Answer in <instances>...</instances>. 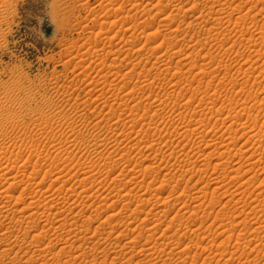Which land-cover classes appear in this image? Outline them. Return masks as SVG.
<instances>
[{
    "label": "rangeland",
    "instance_id": "374dc122",
    "mask_svg": "<svg viewBox=\"0 0 264 264\" xmlns=\"http://www.w3.org/2000/svg\"><path fill=\"white\" fill-rule=\"evenodd\" d=\"M207 2L0 0V170L9 171L0 174V186L6 190L10 186L8 194L14 195L16 203L12 204L18 207L11 221L0 214V224L5 221L3 230L7 225L11 230L4 237L6 248H12L10 256L0 257V264H245V259H251L246 264H264V161L259 167L257 158L252 159L256 164L246 160V166L233 172L237 163L245 162L243 151H261L248 137L252 134L249 122L258 117L259 123H264V42L258 37L264 29V1ZM241 15L246 17L240 19ZM149 120L161 124L164 134L156 131L157 125L150 126ZM198 123L216 134L218 141L225 139L237 146L233 144L231 154L221 156L225 150L221 144L198 142L203 130L197 128ZM178 132L185 136L180 139ZM154 136L161 141L154 142ZM225 136L229 140L221 139ZM96 144H100L98 149ZM114 147L128 151L131 162L113 154ZM217 162L223 165L215 169ZM252 164L260 171L255 172L258 168ZM31 172L39 176L33 184ZM56 177L68 182L55 184ZM214 177L226 181L229 189L211 185ZM25 186L28 190L22 196ZM18 195L24 200H17ZM49 198L53 200L47 202ZM58 198L60 204H56ZM63 202L67 210L61 208ZM28 203L32 208L25 209ZM61 209L67 223L58 221ZM101 210L106 211L97 214ZM45 211L50 221L40 218ZM147 223L154 225L149 232L155 229L151 235L160 241L149 236ZM260 224L262 230L257 235L253 230ZM24 228L32 233L15 246L14 237ZM74 228L89 237L79 234L81 239H74L69 234ZM134 234L133 242L137 241L131 244ZM241 234L245 240H238ZM154 242L163 253L146 256Z\"/></svg>",
    "mask_w": 264,
    "mask_h": 264
},
{
    "label": "bare ground",
    "instance_id": "6f19581e",
    "mask_svg": "<svg viewBox=\"0 0 264 264\" xmlns=\"http://www.w3.org/2000/svg\"><path fill=\"white\" fill-rule=\"evenodd\" d=\"M203 1H206V2H207V1H211V2H213V5H214V4H217L218 2H221V0H220V1H219V0H203ZM261 1H262V0H261ZM263 1H264V0H263ZM249 2H250V1H249ZM249 2H248V3H249ZM258 2H259V1H258ZM207 3H208V2H207ZM209 3H210V2H209ZM209 3H208V4H209ZM246 3H247V1H246ZM201 4H202V3H201ZM188 5H189V4H188ZM194 5H195V4H194ZM211 5H212V4H211ZM218 5H219V4H218ZM168 6H169V5H168ZM192 6H193V5H192ZM215 6H216V5H215ZM175 7H176V6H175ZM209 7H212V6H209ZM251 7H252V6H251ZM214 8H215V7H213V9H214ZM249 9H250V8H249ZM249 9H248V10H249ZM251 9H253V8H251ZM261 9H262V8H261ZM187 10H188V11H193V10H189V8H188ZM262 10H263V9H262ZM218 11H219V10H218ZM234 11H235V10H234ZM248 12H250V11H248ZM229 13H230V12H229ZM193 14H194V13H193ZM247 14L249 15V13H246L245 15H247ZM200 15H201V14H200ZM245 15H243V16L241 15L242 17H241L240 19L246 17ZM250 15H251V14H250ZM190 16H191V15H190ZM225 16H226V15H225ZM228 17H229V16H228ZM214 19H215V18H214ZM216 19H217V18H216ZM222 19H223V18H222ZM222 19H221V21H222ZM225 19H226V18H225ZM230 19H231V18H230ZM227 20H228V19H227ZM246 20H247V19H246ZM246 20H245V21H246ZM205 21H206V20H205ZM230 21H231V20H230ZM239 21H240V20H239ZM239 21H238V22H239ZM162 22H163V21H162ZM198 22H199V21H198ZM219 22H220V21H219ZM219 22H218V23H219ZM190 23H191V22H190ZM205 23H206V22H205ZM257 23H258V22H257ZM166 24H168V23H166ZM163 25H165V24H163ZM198 25H199V24H198ZM201 25H202V24H201ZM188 26H189V25H188ZM188 26H186V27H188ZM212 26H213V25H212ZM177 27H178V26H177ZM177 27H176V29H177ZM216 28H218V27H216ZM225 28H226V27H225ZM261 28H262V27H261ZM220 30H221V29H220ZM223 30H225V29H223ZM246 31H247V30H246ZM256 32H257V31H256ZM215 33H216V32H215ZM244 33H245V32H244ZM244 33H243V34H244ZM251 33H252V32H251ZM251 33H250V35H251ZM223 34H224V33H223ZM246 34H247V32H246ZM254 34H255V33H254ZM210 35H211V34H210ZM252 35H253V34H252ZM252 35H251V37H254V36H252ZM255 36H256V35H255ZM244 37H245V36H244ZM258 37H260V39H262L263 42H264V29L261 30V31L259 32ZM212 38H213V37H212ZM247 39H248V38H247ZM256 39H257V38H256ZM206 41H207V40H206ZM197 42H198V41H197ZM255 42H256V41H255ZM195 43H196V42H195ZM195 43H194V44H195ZM234 44H235V43H234ZM192 46H193V45H192ZM239 46H240V45H239ZM245 46H246V45H245ZM230 47H231V46H230ZM200 50H201V49H200ZM228 50H229V49H228ZM201 51H202V50H201ZM201 51H200V52H201ZM262 52H263V51H262ZM197 53H198V52H197ZM99 54H100V53H99ZM188 54H189V53H188ZM263 54H264V53H263ZM259 56H260V55H259ZM161 58H162V57H161ZM260 58H261V57H260ZM258 59H259V57H258ZM258 59H256V60H258ZM157 60H158V59H157ZM169 60H170V59H169ZM167 61H168V60H167ZM253 61H254V60H253ZM169 62H170V61H169ZM263 62H264V61H263ZM258 65H259V64H258ZM204 70H205V69H204ZM248 70H249V69H248ZM238 71H239V70H238ZM245 71H246V70H245ZM84 72H85V71H84ZM125 73H126V72H125ZM125 73H124V74H125ZM127 73H128V72H127ZM127 73H126V74H127ZM132 73H134V72H132ZM143 73H144V72H143ZM204 73H205V72H204ZM235 73H236V72H235ZM245 73H246V72H245ZM250 73H251V72H250ZM262 73H263V72H262ZM262 73H261V74H262ZM145 74H146V73H145ZM248 74H249V73H248ZM128 76H129V75H128ZM101 77H102V76H101ZM147 77H148V76H147ZM227 77H228V76H227ZM231 77H232V76H231ZM199 78H200V77H199ZM125 80H127V79H125ZM125 80H124V81H125ZM127 81H129V80H127ZM234 81H235V80H234ZM247 81H248V80H247ZM187 82H189V80H188ZM128 83H129V82H128ZM128 83H127V84H128ZM130 84H131V83H130ZM244 84H245V83H244ZM244 84H243V85H244ZM177 85H178V84H177ZM180 85H181V84H180ZM240 85H241V84H240ZM171 86H172V85H171ZM181 87H182V86H181ZM141 88H142V87H141ZM172 88H173V87H172ZM176 88H177V87H176ZM240 88H241V87H240ZM243 88H244V87H243ZM182 89H183V88H182ZM244 89H245V88H244ZM244 89H243V90H244ZM135 90H136V89H135ZM183 90H184V89H183ZM246 90H247V89H246ZM131 91H132V90H131ZM244 91H245V90H244ZM244 91H243V92H244ZM136 93H137V92H136ZM115 94H116V93H115ZM137 95H138V94H137ZM248 96H250V95H248ZM132 98H133V96H132ZM139 98H140V97H139ZM141 98H142V97H141ZM178 98H179V97H178ZM251 99H252V97H251ZM253 99H254V98H253ZM247 100H249V99H247ZM261 100H262V99H261ZM259 101H260V99H259ZM123 102H124V101H123ZM126 102H127V101H126ZM247 102H248V101H247ZM247 102H246V103H247ZM261 102H264V96H263V100H262ZM137 104H138V103H137ZM161 104H162V103H161ZM242 104H243V103H242ZM242 104H241V105H242ZM124 105H125V104H124ZM157 105H159V104H157ZM241 105H240V106H241ZM127 106H128V105H127ZM246 106H247V105H246ZM121 107H122V106H121ZM159 107H161V106H159ZM241 107H244V106H241ZM248 107H249V106H248ZM248 107H247V108H248ZM118 108H119V107H118ZM149 108H150V106H149ZM155 108H158V107L156 106ZM232 108H233V107H232ZM158 109H159V108H158ZM158 109H157V111H158ZM243 109H244V108H243ZM243 109H242V111L245 113V111H244ZM245 109H246V107H245ZM259 109H260V108H259ZM136 110H137V109H136ZM151 110H152V109H151ZM155 110H156V109H155ZM239 111H240V109H239ZM248 111H249V110H248ZM259 111H260V110H259ZM215 112H216V111H215ZM230 112H231V111H230ZM238 113H239V112H238ZM241 113H242V112H241ZM242 114H243V113H242ZM249 114H250V113H249ZM249 114H248V115H249ZM12 115H13V114H12ZM12 115H10V116H12ZM238 115H239V114H238ZM248 115H247V116H248ZM258 115H259V114H258ZM247 116H246V117H247ZM256 116H257V115H256ZM183 117H184V116H183ZM248 117H249V116H248ZM248 117H247V119H248ZM250 117H251V116H250ZM250 117H249V118H250ZM235 118H237V117H235ZM238 118H239V117H238ZM252 118L255 119V117H251L250 120H251ZM184 119H185V118H184ZM257 119H258V117H257ZM257 119H256V120H252V122H249V123H252V126L249 124L251 129H250L249 127H247V128H249V129L252 131V134L250 135V137H248V138H249L248 140H253V141H252V143H253L252 146L255 145L256 147H258L259 149H261L262 153H260L261 151L259 152L258 150H255V149H254V151L249 152L251 148H250V149H249V148H248V149L246 148L247 150L243 151V153L241 152V153L244 155V156H243V155L241 154L242 157H245V162L243 161V163L241 164V163H237V162H239V161H237L236 163H237L239 166H237V168H233V172H234L235 169H238V171H239V168H241L243 165L246 166L245 164H246L247 161H249V162L251 163V160H252V159H255V158L258 159L257 161H260V162H259V163H260V164H259V165H260L259 167L262 166L261 163L264 161V158H263V156H262V155L264 154V132H262V131H264V129H263V126H264L263 124H264V123H263V124L259 123V122L262 121V120L259 121V120H257ZM8 120H9V119H8ZM132 120H133V119H132ZM200 120H201V119H200ZM237 120H238V119H237ZM180 121H182V120H180ZM238 121H239V120H238ZM95 122H96V121H95ZM231 122H233V121H231ZM163 123H165V122H163ZM181 123H182V122H181ZM194 123H195V122H194ZM233 123H235V122H233ZM243 123H244V122H243ZM246 123H247V121H246ZM246 123H244V124H246ZM132 124H133V123H132ZM132 124H131V125H132ZM148 124H150V126H151V124L155 125V124H154L152 121H150V120L148 121ZM182 124H183V123H182ZM199 124H200V123H198V125H199ZM237 124H238V123H237ZM156 125H157V124H156ZM156 125H155V126H156ZM165 125H166V124H165ZM195 125H197V124H195ZM195 125H193V127H195ZM203 125H204V124H203ZM203 125H202V126H203ZM235 125H236V124H235ZM247 125H248V124H247ZM249 125H248V126H249ZM99 126H100V125H99ZM116 126H117V125H116ZM134 126H135V125H134ZM150 126H149V127H150ZM162 126H163V125H162ZM176 126H177V125H176ZM184 126H185V125H184ZM190 126H191V124H190ZM232 126H233V125H232ZM241 126H243V124H242ZM119 127H120V126H119ZM147 127H148V126H147ZM164 127H165V126H164ZM185 127H186V126H185ZM191 127H192V126H191ZM196 127H197V126H196ZM204 127H205V126H204ZM229 127H231V125H230ZM166 128H167V127H165V130H166ZM175 128H176V127H175ZM189 128H190V127H189ZM197 128H201V125H199ZM231 128H232V127H231ZM231 128H229V129H231ZM243 128H244V127H243ZM247 128H246V129H247ZM150 129H152V128H150ZM155 129H156V131H158L159 133H161V131L163 130V128H161V124H160V126H159V124H158V125L156 126ZM190 129H191V128H190ZM202 129H203V130H202ZM227 129H228V128H227ZM169 130H170V129H169ZM172 130H173V129H172ZM201 130H202V132H201V134H200V137H199L198 142L201 141V143H202V142L207 143V141H211V144H212V142H213L214 144H221L222 146H220V147H221V148L224 147L225 150H226V151H225V150H222L221 156H226V155H224V154H227V153H230V154H231L230 149L233 148V147H231V146H232L233 144H235V142H228V143H227V141H226L225 139H222V138H228V137H226V136H227V135H226L227 132H225V133H226V134H225V135H226L225 137H221L222 140L219 139V140L221 141V142H220V141L217 140L218 137H217L216 134H213V135H212V133L210 134V131H211V130H210V131H209V130H206V128H205V130H204V128H201L200 131H201ZM247 130H248V129H247ZM102 131H103V130H102ZM186 131H190V130L188 129V127H187V130H186ZM186 131H185L184 133H186ZM193 131L196 132L197 129L194 128ZM251 131H250V132H251ZM162 132H164V131H162ZM175 132H176V131H175ZM175 132L172 133V134H175ZM180 132H181V131H180ZM211 132H212V131H211ZM230 132H231V131H230ZM232 132H234V131H232ZM232 132H231V133H232ZM121 133H122V132H121ZM131 133H132V132H131ZM149 133H150V132H149ZM154 133H155V132H154ZM159 133H158V134H159ZM178 133H179V132H178ZM213 133H216V131H214ZM245 133H246V132H245ZM124 134H125V133H124ZM128 134H129V133H128ZM161 134H164V133H161ZM169 134H170V133L168 132V135H169ZM222 134H223V131H222ZM242 134H243V133H242ZM121 135H122V134H121ZM178 135H180V139H181V137L185 136V135L183 134V132H182L181 134L179 133ZM186 135H187V134H186ZM198 135H199V134H198ZM230 135H232V134H230ZM230 135L228 134V136H230ZM245 135H246V134H245ZM124 136H126V138H127L129 135H126V134H125ZM162 136H163V135H162ZM169 136H170V135H169ZM172 136H173V135H172ZM187 136H188V135H187ZM223 136H224V135H223ZM233 136H235V135H233ZM116 137H118V136H116ZM122 137H123V136H122ZM170 137H171V136H170ZM176 137H178V136H176ZM243 137H244V136H243ZM77 138H78V137H77ZM123 138H124V137H123ZM155 138H157V137L154 136V139H155ZM178 138H179V137H178ZM195 138H196V137H195ZM128 139H129V138H128ZM154 139H153V140H154ZM112 140H113V139H112ZM195 140H196V139H195ZM216 140H217V141H216ZM228 140H229V138H228ZM232 140H234L233 137H232ZM232 140H230V141H232ZM235 140H236V139H235ZM235 140H234V141H235ZM241 140H242V139H241ZM48 141H49V140H48ZM75 141H76V140H75ZM130 141H131V140H130ZM160 141H161L160 138L154 140V142H160ZM179 141H180V140H179ZM50 142H51V141H50ZM103 142H104V141H103ZM125 142H126V141H125ZM181 142H183V141H181ZM244 142H245V141H244ZM247 142H248V141H247ZM247 142H246V144H247ZM58 143H59V142H58ZM205 143H204V144H205ZM80 144H81V143H80ZM178 144L180 145L181 143L179 142ZM197 144H198V143H197ZM202 144H203V143H202ZM209 144H210V142H209L207 145H209ZM248 144H249V143H248ZM33 145H34V144H33ZM69 145H70V144H69ZM92 145H93V144H92ZM96 145L98 146V145H100V144H96ZM207 145H206V146H207ZM250 145H251V144H250ZM199 146H200V145H199ZM201 146H202V145H201ZM206 146H205V147H206ZM213 146H214V145H213ZM213 146H212V147H213ZM235 146H237V145L235 144ZM242 146H243V144H242ZM58 147H59V146H58ZM60 147H61V146H60ZM60 147H59V148H60ZM99 147H100V146L95 147V148L98 149ZM128 147H129V145H128ZM256 147H255V148H256ZM48 148H50V147H48ZM69 148H70V147H69ZM95 148H94V151L97 152V149H95ZM114 148H115V147H114ZM199 148H201V147H199ZM236 148H237V147H236ZM236 148H235V149H236ZM240 148H241V147H240ZM243 148H244V147H243ZM63 149H64V148H63ZM77 149H78V148H77ZM129 149H130V148H129ZM235 149H234V150H235ZM256 149H257V148H256ZM31 150H32V149H31ZM34 150H35L36 153H37L38 150H37L36 147H35ZM65 150H66V149H65ZM124 150H125V149H124ZM124 150H122L121 148L116 147V148L114 149V151H112V153L115 154V155H120L121 159H122V160H126L127 163L129 164V163L131 162V159H128V158H127V157L129 156V152H128V151L126 152V151H124ZM126 150H127V149H126ZM239 150H240V149H239ZM251 150H252V149H251ZM72 151H73V150H72ZM94 151H93V152H94ZM199 151H200V150H199ZM231 151H232V150H231ZM247 151H248V152H247ZM38 152H39V151H38ZM78 152H79V151H78ZM236 152H237V151H236ZM245 152H247V153H249V154L245 156V154H244ZM34 153H35V152H34ZM100 153H101V152H100ZM112 153H111V154H112ZM209 153H210V152H209ZM247 153H246V154H247ZM111 154H109V155H111ZM194 154H195V153H194ZM230 154H229V155H230ZM44 155H45V154H44ZM69 155H70V154H69ZM177 155H178V154H177ZM213 155H214V154H213ZM229 155H228V156H229ZM45 156H48V154L45 155ZM104 156H105V155H104ZM185 156H187L188 158H190L189 154H185ZM228 156H227V157H228ZM99 157H100V156H99ZM227 157H226V158H227ZM209 158H210V157H209ZM223 158H225V157H223ZM223 158H222V159H223ZM226 158H225V159H226ZM229 158H231V155H230ZM229 158H228V159H229ZM114 159H115V158H114ZM106 160H107V159H106ZM246 160H247V161H246ZM262 160H263V161H262ZM116 161H117V160H116ZM220 161L223 162V160H220ZM226 161H228V160H226ZM231 161H232V160H231ZM231 161H230V162H231ZM257 161L255 160V162H257ZM261 161H262V162H261ZM106 162H107V161H106ZM222 162H217V163L215 164V166H214L215 169L220 168V166L223 165ZM255 162L252 160V163L256 164ZM228 163H229V162H228ZM228 163H227V164H228ZM108 164H109V162H108ZM234 164H235V163H234ZM234 164H233V166H234ZM237 164H236V165H237ZM161 165H162V164H161ZM167 165H168V164H167ZM224 165H226V164H224ZM231 165H232V164H231ZM263 165H264V164H263ZM1 166H4V165H1ZM163 166H164V164H163ZM183 166H184V165H183ZM183 166H182V168H183ZM212 166H213V165H212ZM253 166H254V165L252 164V167H253ZM257 166H258V164H257ZM166 167L168 168L167 170H169V167H168V166H166ZM171 167H172V166H171ZM224 167H225V166H223V168H224ZM226 167H227V166H226ZM231 167H232V166H231ZM238 167H239V168H238ZM252 167H251V170H252ZM254 167H255L256 169L258 168V167H256V166H254ZM6 168H7V166H6ZM162 168H163V167H162ZM162 168H161V169H162ZM228 168H230V167H229V164H228ZM244 168H245V167H244ZM244 168H243V169H244ZM262 168L264 169V166H262ZM262 168H261V170H262ZM170 169H172V168H170ZM201 169H202V168H201ZM224 169H225V168H224ZM243 169H241V170L243 171ZM256 169H254V170H256ZM259 169H260V168H258V169H257L258 171H255V172H259V171H260ZM9 170H10V169H9ZM184 170H185V169H184ZM192 170H193V169H192ZM226 170H228V169L226 168ZM231 170H232V169H230V171H231ZM241 170H240V171H241ZM57 171H58V170H57ZM170 171H171V170H170ZM205 171H206V170H205ZM235 171H236V170H235ZM242 171H241V173H242ZM262 171H263V170H262ZM8 172H9V171H8V170H5V168H3V169L0 170V174H3V173H6V174H7ZM53 172H54V171H53ZM183 172H184V171H183ZM185 172H186V171H185ZM220 172H221V171H220ZM231 172H232V171H231ZM245 172H246V171H245ZM57 173H59V172H56V174H57ZM215 173H216V172H215ZM236 173H237V172H236ZM238 173H239V172H238ZM238 173H237V174H238ZM260 173H262V172H260ZM61 174H62V173H61ZM256 174H258V173H256ZM88 175H89V174H88ZM183 175H184V174H183ZM214 175H215V174H214ZM228 175H229V174H228ZM235 175H236V174H235ZM235 175H230V176L233 177V176H235ZM238 175H239V174H238ZM241 175H242V174H241ZM254 175H255V173H254ZM259 175H260V174H259ZM54 176H55V173H54ZM236 176H237V175H236ZM255 176H256V175H255ZM261 176H262V175H261ZM10 177H11V176H10ZM38 177H39V176H38V173H36V172H31V174H30L31 184H33V183H32V180H37ZM52 177H53V176H52ZM58 177H59V176H58ZM85 177H86V176H85ZM223 177H224V176H223ZM257 177H259V176H257ZM30 178H29V179H30ZM53 178H54V177H53ZM190 178H191V177H190ZM233 178H234V177H233ZM235 178H237V177H235ZM239 178H240V177H239ZM255 178H256V177H255ZM211 179H212V178H211ZM214 179H215V180L212 179V182L209 180V181L211 182V185H212V183H214V185L218 184L219 186H216V188H218V189H220V190H221V189H224V190L226 191L225 188H228V185L225 184L226 181H225V182H224V181H221V180H219V179H217V178H215V177H214ZM250 179H251V178H250ZM260 179H261V178H260ZM57 180H60V178L58 179V178L56 177V179L54 180V183H55V182H56V183H62V184H60V185H65L66 182H68V181H57ZM82 180H83V179H82ZM255 180H256V179H255ZM258 180H259V179H258ZM209 181H208V182H209ZM235 181H236V180H235ZM33 182H34V181H33ZM52 182H53V180H52ZM83 182H84V181H83ZM210 182H209V184H210ZM233 182H234V181H233ZM243 182H244V181H243ZM258 182H259V181H258ZM258 182H257V183H258ZM261 182L264 184L263 181H261ZM15 183H16V181H15ZM56 183H55V184H56ZM63 183H65V184H63ZM128 183H129V182H128ZM226 183H227V182H226ZM238 183H239V182H238ZM245 183H246V182H245ZM18 184H19V183H18ZM20 184H21V183H20ZM29 184H30V183H29ZM29 184H25V185H29ZM31 184H30V186H28V187H31ZM49 184L53 185L52 183H49ZM115 184H116V183H115ZM178 184H179V183H178ZM205 184H207V181H206ZM209 184H208V185H209ZM229 184H230V183H229ZM239 184H240V183H239ZM239 184H238V186H239ZM243 184H244V183H243ZM259 184H260V183H259ZM259 184H258L257 187L260 186ZM0 185H1V184H0ZM121 185H122V184H121ZM129 185H130V184H129ZM201 185H202V184H201ZM244 185H245V184H244ZM2 186H3V185H2ZM2 186H0V214L2 213L3 215H5V219H6V220L11 221L12 219L15 218V216H14V218H12V216L16 214V211H17V208H18V207L15 208V207L13 206V204H12L13 201H14V199H13V196H14V195H10V194H8V193H9V192H8V189H10V186H8V189H7V190H6L5 188H3ZM17 186H19V185H17ZM20 186H22V185H20ZM126 186H127V185H126ZM176 186H177V185H176ZM179 186H180V185H179ZM203 186H204V185H203ZM205 186H206V185H205ZM232 186H233V185H232ZM240 186H241V185H240ZM242 186H243V185H242ZM248 186H249V185H248ZM248 186H246V187H248ZM11 187H12V186H11ZM14 187H15V186H14ZM28 187L25 186V187H22V188H21V195H22V196H23V194H25V192L28 190ZM200 187L202 188V186H200ZM208 187H209V186H208ZM208 187H207V188H208ZM233 187H234V186H233ZM243 187H244V186H243ZM257 187H256V189H257ZM263 187H264V186H263ZM23 188H24V189H23ZM34 188H35V187H34ZM47 188H48V187H47ZM47 188H46V189H47ZM114 188H115V187H114ZM178 188H180V187H178ZM203 188H204V187H203ZM216 188H215V189H216ZM241 188H242V187H241ZM259 188H260V187H259ZM74 189H75V188H74ZM209 189H210V188H209ZM209 189H208V190H209ZM215 189H213V190H215ZM228 189H229V188H228ZM243 189H244V188H243ZM261 189H262V190H261ZM261 189H259V191H260V190H261V191H264L263 188H261ZM11 190H12V189H11ZM11 190H9V191H11ZM14 190H16V189H14ZM29 190H30V188H29ZM189 190H190V189H189ZM203 190H204V189H203ZM206 190H207V189H206ZM206 190H204V191H206ZM208 190H207V191H208ZM238 190H239V189H238ZM248 190H249V189H248ZM253 190H255V189H253ZM46 191H47V190H46ZM72 191H73V190H72ZM177 191H178V190H177ZM204 191H203V192H204ZM240 191L242 192L243 190H240ZM257 191H258V190H257ZM14 192H15V191H14ZM28 192H29V191H28ZM182 192H186V191H182ZM189 192H190V191H189ZM198 192H199V190H198ZM212 192H213V191H212ZM232 192H233V190H232ZM246 192H247V191H246ZM16 193H17V192H16ZM19 193H20V192H19ZM31 193H32V192H31ZM33 193H35V192H33ZM45 193H46V192H45ZM79 193H80V192H79ZM179 193H180V192H179ZM205 193H206V192H205ZM214 193H215V192H214ZM227 193H228V192H227ZM243 193H245V192H243ZM249 193H250V192H249ZM11 194H12V193H11ZM190 194H191V193H190ZM201 194H202V193H201ZM215 194H216V193H215ZM222 194H223V193H222ZM224 194H225V193H224ZM231 194H233V193H231ZM239 194H240V193H239ZM56 195H57V194H56ZM211 195H212V193H211ZM225 195H226V194H225ZM255 195H256V194H255ZM259 195H260V194H258V196H259ZM44 196H45V195H44ZM50 196H52V195H50ZM179 196H180V195H179ZM251 196H252V195H251ZM71 197H72V196H71ZM121 197H122V196H121ZM198 197H200V196H197V198H198ZM213 197L215 198V196H213ZM17 198H18V199H17ZM27 198H28V197H27ZM55 198L57 199L56 196H55L53 199H55ZM59 198H60V197H59ZM59 198H58V200H57L58 203H56V204H60V203H61V202L59 203ZM66 198H67V197H66ZM116 198H117V197H116ZM130 198H131V197H130ZM193 198H194V197H193ZM197 198H196V199H197ZM205 198H206V197H205ZM209 198H210V197H209ZM211 198H212V197H211ZM241 198H242V196H241ZM251 198H252V197H251ZM260 198H261V197H260ZM10 199H11V200H10ZM12 199H13V200H12ZM16 199H17V200H24L23 198H20L19 195H18V197H16ZM53 199H50V198H49L47 202H49V200H53ZM73 199H74V198H73ZM198 199H199V198H198ZM232 199H233V198H232ZM248 199H249V198H248ZM254 199H255V198H254ZM31 200H32V199H31ZM45 200H46V199H44V201H45ZM60 200H61V199H60ZM75 200H77V199H75ZM152 200H153V199H152ZM171 200H172V199H171ZM178 200H179V199H178ZM192 200H193V199H192ZM203 200H204V199H203ZM203 200H202V201H203ZM230 200H231V199H230ZM237 200H238V199H237ZM252 200H253V199H252ZM42 201H43V200H42ZM54 201H55V200H54ZM131 201H132V200H131ZM176 201H177V200H176ZM259 201H260V200H259ZM261 201H262V199H261ZM14 202H15V201H14ZM145 202H147V201H145ZM237 202H238V201H237ZM249 202H250V201H249ZM249 202H248V204H249ZM256 202H257V201H256ZM15 203H16V202H15ZM50 203H51V202H50ZM72 203H73V202H72ZM75 203H76V202H75ZM165 203H166V202H165ZM251 203H252V202H251ZM260 203H261V206H260V207L263 208V206H262V205H263L262 202H260ZM28 204H29L28 206L26 205L27 208L24 206L25 209L32 208V207L30 206V203H28ZM63 204H64V205H62L61 208L64 209V210H67V209H66V208L68 207V206L66 207V204H67V203H66V202H65V203L63 202ZM144 204H145V203H144ZM207 204H208V203H207ZM17 205H18V204H17ZM17 205H15V206H17ZM32 205H33V204H32ZM41 205H42V204H41ZM70 205H71V204H70ZM74 205H75V204H74ZM82 205H83V204H82ZM140 205H143V203L140 204ZM201 205H202V204H201ZM226 205H228V204H226ZM195 206H196V205H195ZM205 206H206V205H205ZM207 206H208V205H207ZM24 207L21 209L22 211L25 210ZM33 207H34V206H33ZM72 207H75V206H72ZM72 207L70 208V210H72ZM76 207H77V206H76ZM123 207H124V206H123ZM136 207H138V206L136 205ZM136 207H135V208H136ZM143 207H144V206H143ZM181 207H182V206H181ZM108 208H110V207H108ZM126 208H127V207H126ZM126 208L124 207V209H126ZM182 208H183V207H182ZM182 208H181V209H182ZM207 208H208V207H207ZM209 208H210V207H209ZM250 208H251V207H250ZM256 208H257V206H256ZM262 208H261V209H262ZM19 209H20V208H19ZM53 209H54V208H53ZM62 209H61L60 214H57V215L60 216V217L62 216V218L58 219V221H59L60 223H62V222H66V221H67L66 217H63V215H64L65 213H64V214L62 213V212H64ZM132 209H133V208H132ZM142 209H143V208H142ZM195 209H196V208H195ZM205 209H206V208H205ZM226 209H227V208H226ZM226 209H225V210H226ZM228 209H229V208H228ZM253 209H255V208H253ZM253 209H251V211H254ZM21 210H19V211H21ZM59 210H60V209H59ZM106 210H107V209H106ZM106 210H104V211H103V210H101V211H97V214H99L98 212H100V214H101V212H105ZM128 210H129V209H128ZM140 210H141V208H140ZM50 211H51V210H50ZM53 211H54V210H53ZM165 211H166V209H165ZM180 211H181V210H179V211L177 210L178 213H179ZM200 211H201V210H200ZM204 211H205V210H204ZM207 211H208V210H207ZM219 211H220V210H219ZM251 211H250V212H251ZM261 211H262V210H261ZM17 212H18V211H17ZM72 212H73V211H72ZM133 212H134V211H133ZM158 212H159V211H158ZM181 212H182V211H181ZM183 212H184V211H183ZM183 212H182V213H183ZM263 212H264V211H263ZM5 213H6V214H5ZM14 213H15V214H14ZM19 213H20V212H19ZM19 213H17V214H19ZM21 213H22V212H21ZM21 213H20V214H21ZM24 213H25V212H24ZM61 213H62V214H61ZM77 213H78V212H77ZM136 213H137V212H136ZM144 213H145V212H144ZM178 213H177V214H178ZM194 213H195V212H194ZM242 213H243V212H242ZM254 213H255V212H254ZM22 214H23V213H22ZM50 214H52V213H50ZM100 214H99V215H100ZM146 214L148 215V212H147ZM221 214H222V213H221ZM247 214H249V213L247 212ZM3 215H2V216H3ZM27 215H28V214H27ZM29 215H31V214L29 213ZM29 215H28V217H29ZM41 215H42V216H40V218H41L42 220H43V218H44V219L46 218L47 221H48V220L50 221L51 217L49 216V213H47V212L45 211V212L42 213ZM72 215H74V214L72 213ZM99 215H98V216H99ZM112 215H115V214L112 213ZM156 215H157V214H156ZM161 215H162V214H161ZM195 215H196V214H195ZM208 215H209V214H208ZM215 215H216V214H215ZM223 215H224V213L222 214V216H223ZM22 216L25 217V214H23ZM32 216H33V215H32ZM75 216H76V215H75ZM98 216H97V217H98ZM141 216H142V215H141ZM157 216H158V215H157ZM167 216H168V215H167ZM10 217H11V218H10ZM34 217H35V216H34ZM38 217H39V215H38ZM68 217H69V216H68ZM71 217H72V216H71ZM112 217H113V216H112ZM143 217H144V216H143ZM147 217H148V216H147ZM159 217H160V216H159ZM164 217H165V215H164ZM172 217H174V216H172ZM179 217H180V216H179ZM184 217H185V216H184ZM204 217H205V216H204ZM29 218H30V217H29ZM40 218H39V219H40ZM56 218H57V217H56ZM108 218H109V217H108ZM182 218H183V217H182ZM182 218H181V219H182ZM190 218H191V217H190ZM223 218H224V217H223ZM3 219H4V218H3ZM10 219H11V220H10ZM37 219H38V218H37ZM41 219H40V221H41ZM110 219H111V215H110ZM179 219H180V218H179ZM215 219H216V218H215ZM19 220H20V219H19ZM30 220H32V218H31ZM103 220H107V219L105 218V219H103ZM148 220H149V219H148ZM153 220H154V221H155V220L159 221L158 218H155V219H153ZM153 220H152V221H153ZM177 220H178V219H177ZM191 220H192V219H191ZM202 220H203V219H202ZM259 220H260V219H259ZM68 221H69V220H68ZM108 221H109V219H108ZM136 221H137V220H136ZM162 221H163V220H162ZM162 221H161V222H162ZM167 221H168V220H167ZM188 221H189V220H188ZM3 222H5V221L3 220ZM3 222H2V224H0V245H1L4 249H3V250L1 249V253H0L1 255H0V257H3V258H4V257H7V256H10V255H11V250H12V248H11V249H10V248H9V249L6 248L8 244L5 242L6 240H4V237L7 236V235H8V232L11 231V230H10V226H8V225H7V227H5V229L3 230L4 225H5V224L3 225ZM13 222H14V221H13ZM34 222H35V221H34ZM34 222H33V223H34ZM146 222H148V221H146ZM155 222H156V221H155ZM155 222H154V223H155ZM168 222H169V221H168ZM197 222H198V221H197ZM10 223H11V222H10ZM50 223H51V222H50ZM66 223H67V222H66ZM150 223L153 224L152 222H150ZM150 223H149V224H150ZM156 223H157V222H156ZM156 223H155V226L157 225ZM180 223H181V222H180ZM201 223H202V222H201ZM244 223H245V222H244ZM252 223H253V222H252ZM44 224H45V223H44ZM142 224H143V223H142ZM147 224H148V223H147ZM147 224H145V225H147ZM149 224H148V225H149ZM159 224H160V223H159ZM176 224H177V222H176ZM195 224H196V223H195ZM34 225H37V224H34ZM64 225H65V224H64ZM145 225L143 226V228L145 227ZM160 225H161V224H160ZM172 225H174V224H172ZM220 225H221V224H220ZM226 225H227V224H226ZM237 225H238V223H237ZM255 225H256V224H255ZM31 226H32V224H31ZM37 226H38V225H37ZM137 226H138V225H137ZM139 226H140V225H139ZM152 226H154V225H152ZM152 226H151V227H150V225H149V227L147 226V228H145V229H147L146 231H147V232L151 231V230H152ZM198 226H199V225H198ZM261 226H262L261 224H260L258 227L256 226V228L253 226V227L255 228V229L253 230V233H254V232H255V233L257 232L256 234H257V235H260V234H258V233H259L262 229H264L263 227H262V229H261ZM263 226H264V225H263ZM57 227H58V226H57ZM177 227H179V223H178V226H177ZM253 227H251V228H253ZM175 228H176V227H175ZM212 228H213V227H212ZM244 228H245V227H244ZM246 228H247V227H246ZM6 229H7V230H6ZM26 229H27V228H24V229H22V230L19 229L20 232H21V234H19V235H15V237H14V238H15V239H14L15 241H13V242H15V244H14L15 246H16V244L19 243L20 239L22 240L23 238L26 239L25 237H30V236H28V235H30V232H31L32 229H34V228L31 227V231H30V232H29V230H26ZM28 229H30V228H28ZM69 229H70V228H69ZM141 229H142V228H141ZM156 229H157V228H156ZM196 229H197V228H196ZM19 230H18V231H19ZM70 230H71V229H70ZM72 230H73V231H70L71 233H69V234H72L73 237H74V239H75V237H76V238H78V237L80 238L79 234H84V233H85V232L82 233L84 230L82 231V229L79 230L78 228H74V229H72ZM85 230H86V229H85ZM138 230H140V228H139ZM142 230H144V229H142ZM142 230H141V232H142ZM154 230H155V229H154ZM154 230H153V231H154ZM175 230H176V229H175ZM232 230H234V229H232ZM144 231H145V230H144ZM153 231H152V233H153ZM172 231H173V229H172ZM247 231H249V230H247ZM263 231H264V230H263ZM39 232H40V231H39ZM86 232H87V231H86ZM138 232H140V231H138ZM141 232H140V233H141ZM147 232H146V233H147ZM154 232H155V231H154ZM163 232H164V231H162V233H163ZM218 232H219V231H218ZM232 232H233V231H232ZM239 232H240V231H239ZM245 232H246V231H245ZM250 232L252 233V231H250ZM31 233H32V232H31ZM40 233H41V232H40ZM97 233H98V232H97ZM110 233L112 234V232H109V233H107V234H110ZM129 233H130V232H129ZM152 233L149 232V236H150ZM213 233H214V232H213ZM248 233H249V232H248ZM262 233H263V232H262ZM10 234H11V233H10ZM37 234H39V233H37ZM65 234H66V233H65ZM87 234H88V233H87ZM120 234H123V233L120 232ZM120 234H119V237H120V236H123V235H120ZM135 234H136V233H135ZM135 234H134V237H133L132 239H130V241H129L130 243L133 242L134 238L136 237ZM137 234H138V233H137ZM137 234H136V235H137ZM141 234H144V233H141ZM154 234L156 235V233H154ZM163 234L165 235V233H163ZM172 234H173V233H172ZM172 234H171V235H172ZM197 234H198V233H197ZM246 234H247V233H246ZM13 235H14V234H13ZM35 235H36V234H35ZM72 235H71V236H72ZM84 235H86V234H84ZM89 235H90V234H89ZM97 235H98V234H97ZM125 235H126V234H125ZM217 235H218V234H217ZM242 235L244 236L245 234H241V235H239V237L236 236V237H238V240H241V239H244V238H245V236H244V238H243ZM247 235H249V234H247ZM251 235H252V234H251ZM263 235H264V234H263ZM8 236H9V235H8ZM36 236H37V235H36ZM40 236H41V235H40ZM71 236H70V237H71ZM77 236H78V237H77ZM81 236H82V235H81ZM86 236H87V235H86ZM108 236H109V235H108ZM111 236H112V235H111ZM132 236H133V235H132ZM138 236H139V235H138ZM146 236H147V235H146ZM156 236H157V235H156ZM156 236H153V237H152V235H151V238H152V239L154 238V241H155V240L158 239V238H155ZM201 236H202V235H201ZM204 236H205V235H204ZM241 236H242V237H241ZM33 237H34V236H33ZM37 237H38V236H37ZM87 237H89V236H87ZM91 237H92V235H91ZM117 237H118V234H117ZM117 237H116V238H117ZM119 237H118V238H119ZM140 237H141V236H140ZM143 237H145V236H142V238H143ZM157 237H158V236H157ZM164 237L166 238L167 235L164 236ZM164 237H163V238H164ZM183 237H184V235H183ZM248 237H249V236H248ZM34 238H35V237H34ZM71 238H72V237H71ZM82 238H84V240L86 239V242H84V241H83V242H84V243H87V238H85V236L82 237ZM93 238H94V237H93ZM105 238H107V237H105ZM138 238H139V237H138ZM146 238H148V237H146ZM146 238H145V240H146ZM149 238H150V237H149ZM165 238H164V239H165ZM176 238H177V237H176ZM201 238H202V237H201ZM203 238H204V237H203ZM203 238H202V239H203ZM209 238H210V237H209ZM229 238H230V236H229ZM256 238H257V237H256ZM256 238H255V241L259 239V238H257V239H256ZM260 238H261V236H260ZM32 239H33V238H32ZM32 239H31V240H32ZM61 239H62V238H61ZM80 239H81V238H80ZM95 239H97V238H95ZM108 239H109V238H108ZM135 239H136V238H135ZM159 239H160V237H159ZM159 239H158V241H160ZM164 239H162V240H164ZM170 239H172V238H170ZM193 239H194V238H193ZM249 239H250V238H249ZM2 240H4V241H2ZM62 240H63V239H62ZM62 240H61V241H62ZM93 240H94V239H93ZM102 240H103V239H102ZM140 240H141V239H140ZM165 240H166V239H165ZM165 240H164V241H165ZM167 240H168V238H167ZM229 240H230V239H229ZM244 240H245V239H244ZM36 241H37V240H36ZM70 241H71V240H70ZM75 241H76V240H75ZM78 241H79V239H78ZM80 241H81V240H80ZM89 241H92V240H89ZM89 241H88V242H89ZM135 241H137V240H135ZM135 241H134V242H135ZM148 241H149V239H148ZM242 241H243V240H242ZM253 241H254V240H253ZM13 242H12V243H13ZM30 242H31L30 245H32V243H33L34 241H33V242H32V241H29L28 243H30ZM67 242H68V241H67ZM67 242H66V243L64 242L65 245L67 244ZM83 242H82V243H83ZM134 242H133V243H134ZM149 242H150V241H149ZM156 242H157V241H156ZM156 242H154L153 244H151L152 242H151L150 244L148 243V244H149V247H150V248H149V251H151L152 254H151V253H150L149 255H146V254H145L146 256H152V257H153V256H155V254L153 255V253H157V254H159L158 252H161V251H162L161 247L159 248V247H158L159 245L157 244V245H158V246H157V245L155 244ZM169 242H170V241H169ZM169 242L167 241V243H169ZM189 242H190V241H189ZM196 242H197V241H196ZM221 242H222V241H221ZM245 242H246V241H243V243H245ZM250 242H251V241H250ZM250 242H249V243H246L247 246H249L248 244H250ZM35 243H36V242H35ZM57 243H58V242H57ZM60 243H61V242H60ZM76 243H77V241H76ZM93 243H94V242H93ZM115 243H116V242H115ZM136 243H137V242H136ZM144 243H145V241H144ZM161 243H162V242H161ZM167 243H166V244H167ZM175 243H178V240H177V242H175ZM6 244H7V245H6ZM33 244H34V243H33ZM71 244H72V242H71ZM73 244L75 245V243H73ZM131 244H132V243H131ZM134 244H135V243H134ZM141 244H142V243H141ZM199 244H200V243H199ZM219 244H220V243H219ZM236 244L238 245V243H236ZM12 245H13V244H12ZM12 245H11V246H12ZM51 245H52V244H51ZM69 245H70V243H69ZM125 245H126V244H125ZM127 245H129V244L127 243ZM145 245H146V244H145ZM162 245H163V244H162ZM164 245H165V244H164ZM217 245H218V244H217ZM227 245H228V244H227ZM252 245H253V243H252ZM252 245H251V246H252ZM254 245H255V244H254ZM1 246H0V248H1ZM34 246H35V244L33 245V247H34ZM49 246H50V245H49ZM78 246H79V245H78ZM123 246H124V245H123ZM132 246H133V245H132ZM166 246H167V245H166ZM170 246H171V245H170ZM173 246H174V245H173ZM176 246H177V245H176ZM176 246H175V247H176ZM185 246H186V245H185ZM210 246H211V245H210ZM210 246H209V247H210ZM244 246H245V245H244ZM257 246H258V245H257ZM9 247H10V246H9ZM12 247H13V246H12ZM31 247H32V246H31ZM31 247H30V249H31ZM53 247L55 248V246H53ZM66 247H68V246L66 245ZM71 247H72V246H71ZM75 247H76V246H75ZM79 247H80V246H79ZM79 247H78V249H79ZM177 247H178V246H177ZM177 247H176V248H177ZM188 247H189V246H188ZM27 248H29V247H27ZM72 248H73V247H72ZM124 248H126V246H124ZM162 248H163V247H162ZM165 248H167V247H165ZM165 248H164V249H165ZM225 248H226V247H225ZM255 248H257V247L255 246ZM41 249H42V248H41ZM68 249H71V248L69 247ZM68 249H67V250H68ZM75 249H77V247H76ZM189 249H190V248H189ZM196 249H197V248H196ZM216 249H217V247H216ZM216 249H215V250H216ZM60 250H61V249H60ZM64 250H65V247H64ZM140 250H141V249H140ZM182 250H183V249H182ZM228 250H229V249H228ZM252 250H253V249H252ZM74 251H75V250H74ZM79 251H80V250H79ZM144 251H146V250H144ZM165 251H166V250H165ZM180 251H181V250H180ZM190 251H191V250H190ZM216 251H217V250H216ZM12 252H14V251H12ZM59 252H60V251H59ZM59 252H56V253H59ZM168 252H169V251H168ZM191 252H192V251H191ZM195 252H196V251H195ZM24 253H25V252H24ZM64 253H65V252H64ZM67 253H68V252H67ZM74 253H75V252H74ZM105 253H106V252H105ZM161 253H163V251H162ZM161 253H160V254H161ZM172 253H173V252H172ZM177 253H178V252H177ZM183 253H184V252H183ZM200 253H201V252H200ZM242 253H244V252H242ZM247 253H248V252H247ZM16 254H17V253H16ZM16 254H15L14 256H15V258H18V257H16ZM69 254H70V252L67 254V256H69ZM72 254H73V253H72ZM81 254H82V253H81ZM157 254H156V255H157ZM160 254H159V255H160ZM164 254H165V253H164ZM181 254H182V253H181ZM210 254H211V252H210ZM213 254H214V253H213ZM232 254H233V252H232ZM17 255H18V254H17ZM57 255H59V254H57ZM70 255H71V254H70ZM85 255H86V254H85ZM179 255H180V254H179ZM234 255H235V254H234ZM241 255H243V254H241ZM246 255H247V254H246ZM53 256H54V255H53ZM55 256H56V255H55ZM55 256H54V257H55ZM72 256H73V255H72ZM72 256H71V257H72ZM77 256H78V255H77ZM86 256H87V255H86ZM92 256H93V255H92ZM146 256H145V258L147 259ZM163 256H164V255H163ZM173 256H174V254H173ZM214 256H215V255H213V257H214ZM232 256H233V255H232ZM82 257H83V256H82ZM114 257H115V256H114ZM213 257H212V260H214V259L216 260V257H215V258H213ZM248 257H249V255H248ZM261 257H262V256H261ZM72 258H75V259H76V256H75V257L73 256ZM72 258H70V259L72 260ZM148 258H149V257H148ZM154 258H156V257H154ZM176 258H178V257H176ZM204 258H205V256H204ZM219 258H220V257H219ZM219 258H218V259H219ZM232 258H233V257H232ZM232 258H230L229 261H230ZM234 258H235V257H234ZM236 258H237V257H236ZM236 258H235V259H236ZM242 258H243V257H242ZM250 258H251V257H250ZM5 259H6V258H5ZM13 259H14V258H13ZM75 259H74V260H75ZM93 259H94V258H93ZM111 259H112V258H111ZM193 259H194V258H193ZM210 259H211V258H210ZM237 259H238V258H237ZM240 259H241V257H239V259H238L237 261H239ZM247 259H248V258H247ZM253 259H255V258H253ZM253 259H252V260H253ZM2 260H3V259H2ZM112 260H113V259H112ZM147 260H148V259H147ZM151 260H153V258H152ZM184 260H185V259H184ZM204 260H205V259H204ZM212 260H211V261H212ZM250 260H251V259H249V260H246V259H245L244 261H247L246 263H250V262H251ZM113 261H114V260H113ZM164 261H165V260H164ZM173 261H174V259H173ZM179 261H181V260H179ZM182 261H183V260H182ZM241 261H242V259H241ZM244 261H243V262H244ZM4 262H5V261H4ZM4 262H3V263H4ZM60 262H61V259H60ZM174 262H175V261H174ZM239 262H240V261H239ZM252 262H253V261H252ZM255 262H256V261H255ZM63 263L66 264L67 261H66V263L62 261V264H63ZM111 263H112V262H111ZM114 263H116V262H114ZM152 263H153V262H152ZM171 263H172V262H171ZM216 263H218V262H216ZM216 263H215V264H216ZM240 263L242 264V262H240ZM240 263H239V264H240ZM244 263H245V262H244ZM246 263H245V264H246ZM59 264H60V263H59ZM67 264H71V263H67ZM136 264H137V263H136ZM175 264H176V263H175ZM179 264H180V263H179ZM204 264H206V263H204ZM232 264H234V263H232Z\"/></svg>",
    "mask_w": 264,
    "mask_h": 264
}]
</instances>
